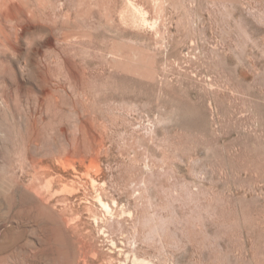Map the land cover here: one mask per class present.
<instances>
[{
  "label": "rangeland",
  "instance_id": "374dc122",
  "mask_svg": "<svg viewBox=\"0 0 264 264\" xmlns=\"http://www.w3.org/2000/svg\"><path fill=\"white\" fill-rule=\"evenodd\" d=\"M0 25V264H264V0H0Z\"/></svg>",
  "mask_w": 264,
  "mask_h": 264
},
{
  "label": "bare ground",
  "instance_id": "6f19581e",
  "mask_svg": "<svg viewBox=\"0 0 264 264\" xmlns=\"http://www.w3.org/2000/svg\"><path fill=\"white\" fill-rule=\"evenodd\" d=\"M4 31L5 30L3 29L2 25H0V45H2L6 50L14 51L15 50V46H14L13 43H11L8 40V36L4 34L5 33ZM1 41L2 42L5 41L6 43L3 45V44H1L2 43ZM133 262H134V264H149V263H146L145 261H140V260H137V259H134Z\"/></svg>",
  "mask_w": 264,
  "mask_h": 264
}]
</instances>
